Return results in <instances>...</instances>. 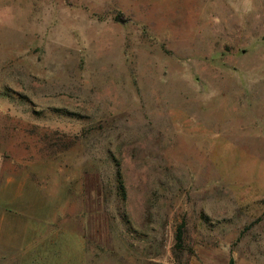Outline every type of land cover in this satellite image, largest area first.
Here are the masks:
<instances>
[{
    "label": "rangeland",
    "instance_id": "374dc122",
    "mask_svg": "<svg viewBox=\"0 0 264 264\" xmlns=\"http://www.w3.org/2000/svg\"><path fill=\"white\" fill-rule=\"evenodd\" d=\"M230 258L264 264V0H0V264Z\"/></svg>",
    "mask_w": 264,
    "mask_h": 264
},
{
    "label": "trees",
    "instance_id": "16d2710c",
    "mask_svg": "<svg viewBox=\"0 0 264 264\" xmlns=\"http://www.w3.org/2000/svg\"><path fill=\"white\" fill-rule=\"evenodd\" d=\"M115 177H116V184H117V189L119 191V193L121 194V196L123 198L126 197V188H125V184H124V180L122 177V173H121V169H120V165L117 164L116 168H115ZM181 233H182V224L180 223L178 225L177 231H176V238L180 239L181 237ZM228 264H233V259L230 258Z\"/></svg>",
    "mask_w": 264,
    "mask_h": 264
}]
</instances>
